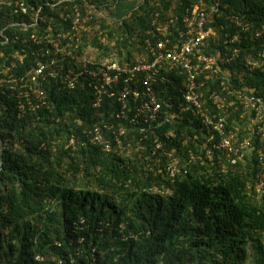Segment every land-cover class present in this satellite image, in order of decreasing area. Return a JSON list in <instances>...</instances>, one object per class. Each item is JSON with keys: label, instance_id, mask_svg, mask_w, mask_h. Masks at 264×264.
Segmentation results:
<instances>
[{"label": "trees", "instance_id": "16d2710c", "mask_svg": "<svg viewBox=\"0 0 264 264\" xmlns=\"http://www.w3.org/2000/svg\"><path fill=\"white\" fill-rule=\"evenodd\" d=\"M87 1L115 16L108 0ZM196 1L136 0L134 11L118 20L95 16L85 0L45 5L42 14L48 24L54 20V31L65 35L58 65L78 69L83 59L119 57L133 64L144 50L153 12L164 18L173 13L180 21ZM214 1L219 10L207 27L218 36L206 52L216 55L218 50L223 56L241 49L237 61L227 65L237 85L244 55L258 56L264 44V35L256 38L264 24V0H206ZM75 8L83 14L92 11L95 19L81 27L80 38L71 39L70 22L61 21ZM0 12L1 30L16 15L4 6ZM34 12L30 9L20 19L31 22ZM233 17L251 28L226 43V33L236 29ZM14 30L5 31L9 42L0 40V70L7 78L0 85V264H264V188L257 184L264 141L256 138L251 156L237 164L225 157L188 163L189 150L196 149L205 130L179 109L178 89L173 109L184 119L162 117L157 133L141 141L139 125L117 118V96L93 104L86 74L73 90L49 76L41 87L46 102L35 98L31 110L28 98L19 94L33 85V52L42 53L45 45L31 38L23 43L12 36ZM19 33L29 38L32 30ZM253 75L247 85L264 96V68ZM96 124L102 126L101 142L89 132ZM120 125L127 127L123 135ZM175 157L182 164L172 173L167 166Z\"/></svg>", "mask_w": 264, "mask_h": 264}, {"label": "built area", "instance_id": "2783aa9c", "mask_svg": "<svg viewBox=\"0 0 264 264\" xmlns=\"http://www.w3.org/2000/svg\"><path fill=\"white\" fill-rule=\"evenodd\" d=\"M31 1L32 4L30 0H0V10L4 6L16 15L10 17V23L0 30V40L3 43L9 42L11 38L5 31L14 27L12 36L16 39H22L23 43H29L32 39L34 44L45 45L44 51L39 50L42 53L33 52L36 54L35 66L30 72L33 85L19 94L20 99L28 98L31 110L36 108L33 103L35 98L46 102V94L41 87L49 76L59 78L67 88L73 90L80 85V80L86 74L95 95L93 104L99 106L105 98L113 100L117 96L120 101L117 118L139 125L143 135L141 141L157 133L164 120L172 122L176 115L179 119H184L182 114H177L173 109L174 93L178 89L181 93L179 109L192 114L199 121L201 129L205 130L204 139L196 145V149L189 150L191 159L188 163H214L217 157H225L230 164H237L247 161L251 156L256 138L264 141V96L247 85V79L254 76L253 73L258 69L264 68V44L261 45L258 56L244 55L243 66L236 75L238 84L234 85V77L229 74L227 65L237 61L241 49L235 47L223 56H220L218 50L216 55L206 52L210 40L213 36H218L216 30L207 27L209 17L219 10L218 1L211 4L206 0L194 2L186 8L180 21L173 13L164 18L161 12L154 11L151 29L144 41V50L136 53L133 64H124L119 57L106 61L83 59V67L78 69L58 65L65 49L62 44L65 35L63 31H54V20L48 24L42 14L45 5L57 7L64 2L76 0ZM120 1L108 0L113 7ZM85 3L97 11L95 16L114 19L107 10L98 9L87 0ZM30 9L35 11L33 20H21L20 15H26ZM93 14L92 11L83 14L79 8H75L74 13L62 16V24L64 21L71 24V39L80 38L81 27H86L87 23L95 19ZM231 23L236 29L233 34L226 33V43L236 42L246 36L251 28L250 24L239 18L233 17ZM97 27L100 28V24ZM29 30H32L30 37L22 38L19 32ZM263 35L264 24L260 26L256 38ZM55 66H59L58 69ZM2 73L4 72L0 70V85L7 79L2 77ZM14 77L12 74L9 80L12 79L13 82ZM172 87L175 89H171ZM129 113L132 115L129 116ZM106 126L108 129L112 128ZM119 129V133L123 135L127 127L120 125ZM89 132L95 133L96 141H102V126L96 124L94 130ZM157 141L158 135L155 134L154 143ZM139 145L145 150V144L141 142ZM105 148L110 149V144H105ZM258 160L261 170L257 174V184L263 189V151L259 153ZM181 164V160L175 157L167 169L175 173L181 169Z\"/></svg>", "mask_w": 264, "mask_h": 264}, {"label": "flooded vegetation", "instance_id": "af4514ba", "mask_svg": "<svg viewBox=\"0 0 264 264\" xmlns=\"http://www.w3.org/2000/svg\"><path fill=\"white\" fill-rule=\"evenodd\" d=\"M122 2L119 7V12L123 13L122 16L126 17L127 14H130L138 6V3L133 2L132 0H121ZM127 5V7L125 6ZM126 13V14H125Z\"/></svg>", "mask_w": 264, "mask_h": 264}, {"label": "rangeland", "instance_id": "374dc122", "mask_svg": "<svg viewBox=\"0 0 264 264\" xmlns=\"http://www.w3.org/2000/svg\"><path fill=\"white\" fill-rule=\"evenodd\" d=\"M125 6L127 7V5H125ZM107 13H108V11H107ZM114 14H115V16H113V18L118 20V19H121L122 18V14L123 13H118L116 11ZM106 36H108V35H106ZM107 40H108V37H106L105 43L107 42Z\"/></svg>", "mask_w": 264, "mask_h": 264}, {"label": "crops", "instance_id": "0c3cea01", "mask_svg": "<svg viewBox=\"0 0 264 264\" xmlns=\"http://www.w3.org/2000/svg\"><path fill=\"white\" fill-rule=\"evenodd\" d=\"M132 1L136 3V0H132ZM120 2H122V1H120ZM120 2H119V3H117V5L119 4V6H118V7H117V5H115L114 7H112L113 11H115V10L117 11V8L119 9V7H120V5H121V3H120ZM112 9H111V10H112Z\"/></svg>", "mask_w": 264, "mask_h": 264}]
</instances>
